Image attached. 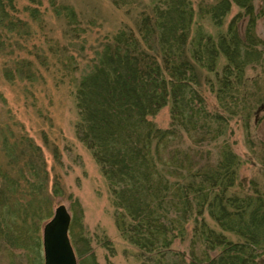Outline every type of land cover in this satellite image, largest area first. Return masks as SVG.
Returning <instances> with one entry per match:
<instances>
[{"label": "trees", "instance_id": "1", "mask_svg": "<svg viewBox=\"0 0 264 264\" xmlns=\"http://www.w3.org/2000/svg\"><path fill=\"white\" fill-rule=\"evenodd\" d=\"M4 1L0 28L6 36L25 24L11 18ZM45 1L73 24L75 16L61 0ZM111 1L133 11L132 25L100 40L73 97L77 137L106 179L118 231L138 250L140 264H264V173L260 181H243L242 160L225 137L230 123L247 129L253 114L264 111V97L252 91L260 80L246 74L252 65L264 67V44L239 37L233 25L238 15L223 33L203 27L208 20L221 27L231 3L250 24L253 0H155L152 7ZM26 10L36 17L38 9ZM15 64L19 75L31 74L30 61ZM165 104L170 123L160 129L149 117ZM27 166L39 180L37 167ZM32 180L25 183L33 206L43 190ZM9 182L4 176L2 185ZM5 197L0 217L10 221L15 215ZM19 234L6 238L27 246L30 239ZM177 242L184 248H173Z\"/></svg>", "mask_w": 264, "mask_h": 264}, {"label": "rangeland", "instance_id": "2", "mask_svg": "<svg viewBox=\"0 0 264 264\" xmlns=\"http://www.w3.org/2000/svg\"><path fill=\"white\" fill-rule=\"evenodd\" d=\"M61 1L75 16L71 26L67 25V17L54 15L45 0H41L40 6L29 0L4 1L5 11L25 26L6 35L10 36L7 41L0 28V180L5 176L11 183L7 188L1 180L0 205L6 193L11 203L9 209L15 215L10 221L0 217V264H43L42 226L58 205H64L70 215L68 236L70 242L71 235L76 238L80 250L79 254L71 242L77 264L81 260L88 264H140L138 250L117 229L111 191L101 168L77 137L78 116L73 97L74 86L93 57L92 50L122 25H132L134 13L116 7L111 0ZM140 1L152 7L155 0ZM194 1L211 5L216 0ZM252 3L256 16L248 23L250 27L247 18L240 19L239 7L231 3L222 17V26L215 28L208 20L204 31L223 33L238 15L233 25L239 37L264 44V0ZM32 7L38 9L35 18L26 10ZM22 60L31 62V74L19 75L14 70L15 62ZM247 68L249 77L260 80L252 91L264 97V67ZM169 108L165 104L149 117L160 129L169 126ZM229 128L225 137L242 160L239 176L245 182L253 177L262 180L264 111L253 114L247 129L234 122ZM30 163L40 172L37 181L31 178L27 166ZM28 180L38 183L36 187L43 190L35 193L38 200L33 206L30 200L27 205ZM33 207L39 209L38 213ZM206 220L210 221L208 217ZM19 232H25L30 239L25 247L11 244L6 238L21 237ZM184 246L177 242L173 248Z\"/></svg>", "mask_w": 264, "mask_h": 264}, {"label": "water", "instance_id": "3", "mask_svg": "<svg viewBox=\"0 0 264 264\" xmlns=\"http://www.w3.org/2000/svg\"><path fill=\"white\" fill-rule=\"evenodd\" d=\"M70 215L58 205L52 217L42 226L43 264H77L68 236Z\"/></svg>", "mask_w": 264, "mask_h": 264}]
</instances>
